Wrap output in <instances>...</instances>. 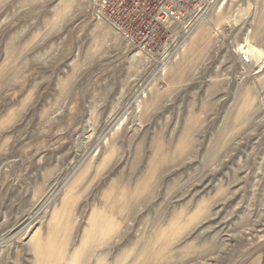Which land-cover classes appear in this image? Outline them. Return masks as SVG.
I'll return each mask as SVG.
<instances>
[{
	"label": "rangeland",
	"instance_id": "obj_1",
	"mask_svg": "<svg viewBox=\"0 0 264 264\" xmlns=\"http://www.w3.org/2000/svg\"><path fill=\"white\" fill-rule=\"evenodd\" d=\"M93 2L0 0V264L258 261L264 0L219 3L169 60Z\"/></svg>",
	"mask_w": 264,
	"mask_h": 264
},
{
	"label": "built area",
	"instance_id": "obj_2",
	"mask_svg": "<svg viewBox=\"0 0 264 264\" xmlns=\"http://www.w3.org/2000/svg\"><path fill=\"white\" fill-rule=\"evenodd\" d=\"M224 0H94L91 16L111 26L134 51L149 59L169 60ZM248 63L245 56L240 59Z\"/></svg>",
	"mask_w": 264,
	"mask_h": 264
},
{
	"label": "crops",
	"instance_id": "obj_3",
	"mask_svg": "<svg viewBox=\"0 0 264 264\" xmlns=\"http://www.w3.org/2000/svg\"><path fill=\"white\" fill-rule=\"evenodd\" d=\"M253 264H264V253L260 256L258 261L254 262Z\"/></svg>",
	"mask_w": 264,
	"mask_h": 264
},
{
	"label": "bare ground",
	"instance_id": "obj_4",
	"mask_svg": "<svg viewBox=\"0 0 264 264\" xmlns=\"http://www.w3.org/2000/svg\"><path fill=\"white\" fill-rule=\"evenodd\" d=\"M215 7H216V6H215ZM215 7H214V8H215ZM214 8H213V9H214ZM245 12H246V11H245ZM204 18H205V16L202 18V20H203Z\"/></svg>",
	"mask_w": 264,
	"mask_h": 264
}]
</instances>
